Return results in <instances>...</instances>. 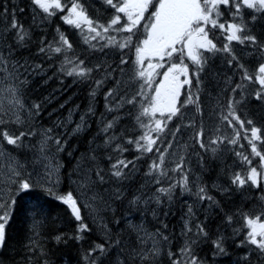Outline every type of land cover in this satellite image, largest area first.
Instances as JSON below:
<instances>
[{
	"label": "snow or ice",
	"instance_id": "obj_1",
	"mask_svg": "<svg viewBox=\"0 0 264 264\" xmlns=\"http://www.w3.org/2000/svg\"><path fill=\"white\" fill-rule=\"evenodd\" d=\"M26 7L27 28L18 19L25 8L0 0V264H15L7 256L15 251L14 222L26 231L29 264L34 257L50 264L43 230L56 221L57 205L70 210L76 225L51 240L68 249L88 244L74 262L65 252L66 264H264V121L249 115L246 88V82L259 85L251 96L264 104V0H100L96 16L82 0H29ZM57 18L79 40L62 31ZM34 27L41 31L34 34ZM109 52L118 53V62L94 60L95 53ZM37 58L40 63L30 62ZM45 63L61 84L68 78L90 89V103L71 132V109L64 120L37 127L44 109L28 93L31 78L46 74ZM213 82L217 123L206 142L201 97ZM182 90L187 95L179 103ZM100 92L99 132L76 156L79 146L71 141L90 130ZM188 107L201 114V123L191 144H182L184 132L196 127L194 120L176 123ZM62 154L67 163L76 161L67 173L68 191ZM213 171L219 198L204 180ZM249 192L258 194L256 210L235 200ZM177 202L186 209L179 246L164 222ZM81 204L101 230L100 240L92 238ZM109 211L111 221L101 215ZM209 213L218 221L214 233Z\"/></svg>",
	"mask_w": 264,
	"mask_h": 264
},
{
	"label": "trees",
	"instance_id": "obj_2",
	"mask_svg": "<svg viewBox=\"0 0 264 264\" xmlns=\"http://www.w3.org/2000/svg\"><path fill=\"white\" fill-rule=\"evenodd\" d=\"M13 0H8V3L11 5ZM86 7L89 9V13L92 16H96V8L100 6V0H94V3H89V0H83L82 1ZM16 3L19 5V7L25 8V13L21 14L18 12V19H20L24 26L27 28L29 25L32 24V18H31V12L26 7L29 3V0H16ZM11 11V9L9 10ZM2 12V10H0ZM10 19V18H9ZM56 23H59L61 25V30L65 31L67 35L72 36L74 40H79V36L76 34V30L73 28H70L68 25H64L61 21L58 20ZM56 23L51 25V29L48 30V39H52L53 35L55 34L54 29L56 27ZM4 27V20L2 15H0V29ZM41 31L40 28H33V32L39 33ZM34 50V49H33ZM27 54V53H26ZM128 55H132V53H128ZM107 59L109 63L112 62L113 59H115L118 62V53L109 52L108 56L105 57L101 53H95L94 54V60H104ZM31 63H40V59L37 58L35 60L30 61ZM219 63V61H218ZM130 68V65H129ZM44 69L46 71V74L37 75L35 77H32L33 80L32 88L28 93L29 101L37 100L42 103L43 106V112L42 117L40 120L37 121V127L43 126V127H50L53 125V122H59L61 120H64L68 117L69 110H73L72 112V118L73 123L68 124L67 131L71 132L72 128L75 127V122L79 121L80 114L84 112L89 103L90 99L88 96L89 87L87 85H78L73 84L71 79L64 78V83L61 84V78L59 76L54 75L55 68L48 67V64L45 63ZM49 77H52V79H49ZM235 80L239 81L240 77L235 76ZM235 85H233L234 87ZM247 86V85H246ZM259 85L256 84H250L248 83V89L247 91L250 94V103H248L247 107L249 109V115L252 116L256 122L259 124L262 121H264V104H261L259 102H256L252 96L251 93H253ZM213 90H217V87L215 83L213 82L209 88H207L206 95L207 99L205 98L204 92L202 94V108H203V123L205 128V141L207 142V138L209 135L212 134L213 129L216 126L217 120L215 117V114L209 113L207 111L211 110L215 111L213 109V105H216V94L213 93ZM211 93V94H209ZM186 91L182 90V97L179 103H182L183 97L186 96ZM237 99H239V95H237ZM223 102V99H222ZM63 106V107H62ZM78 106V109H77ZM94 107L96 109V115L89 117V124H90V130H86L84 133L79 134V139H72V144L79 146V151L75 153L76 156H80L81 153H84L88 149V141L97 136V133L99 132V125L97 124V118L100 116L102 112H104V97L103 93L100 92L95 98ZM192 109V111L190 110ZM182 112H184V116L182 119H177V124H187L190 120L195 121V129L188 128L184 134L183 138L181 139V143L183 144L184 141H188L189 144H191V140L189 139L195 131H198L200 128L201 123V114H198L193 107H188L186 109L182 108ZM209 113V114H208ZM207 114V115H206ZM111 118L110 116L108 117ZM175 127V126H173ZM103 133L99 134V137L97 139V143L102 142ZM39 140V136L36 137L35 140L32 141V143H36V141ZM10 147V146H9ZM131 153H125V156H127L128 159H131ZM20 158L23 159V154H20ZM67 155L62 154L61 155V162L65 164V167L61 169L62 173V188L65 191H68L70 188V182L67 179V173L72 165L75 164V160H72L71 164L67 163ZM193 163L195 161L193 160ZM228 163H231V159H229ZM105 167H107V162L104 164ZM29 167L31 168L32 165L29 164ZM142 173L140 176H137L136 179L138 182H141ZM217 179V172L213 171L211 175H205L204 180L207 183L209 187L210 194H214L219 198V194L215 192V190L212 188V182L213 180ZM219 180H225L226 176L220 175ZM138 186V185H137ZM71 190L76 193V188L74 185L71 186ZM101 193H103V188L98 189ZM244 197V196H243ZM246 199H248L247 203H241L237 202V204L242 205L246 210H256L257 205L260 203L258 200V194L249 192L246 194ZM192 198L185 195L183 197V200L190 201ZM249 204H251L249 206ZM82 214L86 220V222L92 227V238L96 240H100L102 236V232L100 229H98L97 225L93 223L92 217L89 215V210L85 209L83 205H80ZM186 210L183 207L182 202H177L174 204L172 208V213L169 214V216L164 220L165 223L168 224V231L169 233H174L175 240L174 244L176 246H179L183 241L180 238L181 228L183 227V221L181 219L183 215V211ZM122 212H119L118 215H122ZM52 215L57 217L56 221L53 223L49 221L47 226L44 228V235L48 237L47 240L44 241L45 249L48 251V260L50 261V264H66V261L63 259V254L65 252L71 251V254L73 256V262L75 259L79 258V254L86 250L88 247L87 243H84L82 245H76L75 247L68 249L65 248L63 245L57 246L55 244V241L51 240V235L55 234L56 232H66L71 234L75 230L76 222L74 218L71 216V212L69 209H67L64 205H57L52 209ZM101 215L105 216L107 221H111L112 219V213L109 212H102ZM161 219H164L163 216H161ZM200 220H204V214L201 213L199 216ZM214 220V223H211V220ZM209 220V231L215 232L216 231V224L218 221L215 219V213H209L208 216ZM149 221H151V217L149 216ZM135 223H139V220L134 221ZM155 223V222H153ZM149 229L152 230V226L148 225ZM14 227L18 229L17 234V240L14 244L15 251H9L7 253V256L11 257L12 260L15 262V264H29L28 262V253L26 252V249L24 245L28 243L27 240V234L23 226H21L18 222H14ZM134 239V237H133ZM71 243V242H70ZM211 241L208 242L207 245H205V251L208 247H210ZM242 254V253H241ZM203 255V253H201ZM33 264H42V260L37 259L34 257Z\"/></svg>",
	"mask_w": 264,
	"mask_h": 264
},
{
	"label": "rangeland",
	"instance_id": "obj_3",
	"mask_svg": "<svg viewBox=\"0 0 264 264\" xmlns=\"http://www.w3.org/2000/svg\"><path fill=\"white\" fill-rule=\"evenodd\" d=\"M253 71H254V69H253ZM213 93H214V94H217V90H213ZM248 93H249V92H248ZM204 95H205V98L207 99V95H206V92H205V91H204ZM237 97H238V96H237ZM249 100H250V94H249ZM249 103H250V101H249ZM215 106H216V105H213V109H215ZM207 112L215 114V111H212V109L209 110V111H207ZM209 113H208V114H209ZM206 115H207V114H206ZM67 126H68V125H67ZM217 193H218V192H217ZM218 194H219V193H218ZM246 198H247L246 196L243 197V196H239V195L235 197V199L237 200V202H240V204H241V203H247V202H248V199H246ZM240 204H239V205H240ZM250 205H251V204H249V206H250ZM211 223H212V224L214 223V220H213V219L211 220Z\"/></svg>",
	"mask_w": 264,
	"mask_h": 264
},
{
	"label": "flooded vegetation",
	"instance_id": "obj_4",
	"mask_svg": "<svg viewBox=\"0 0 264 264\" xmlns=\"http://www.w3.org/2000/svg\"><path fill=\"white\" fill-rule=\"evenodd\" d=\"M83 1V0H82Z\"/></svg>",
	"mask_w": 264,
	"mask_h": 264
}]
</instances>
